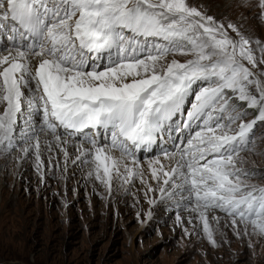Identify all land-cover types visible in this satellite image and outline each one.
I'll use <instances>...</instances> for the list:
<instances>
[{
  "label": "snow or ice",
  "instance_id": "obj_1",
  "mask_svg": "<svg viewBox=\"0 0 264 264\" xmlns=\"http://www.w3.org/2000/svg\"><path fill=\"white\" fill-rule=\"evenodd\" d=\"M246 2L264 22V0ZM0 105V145L19 136L38 167L42 134L65 164L64 137H83L73 163L109 193L139 178L145 196L159 193L150 205L175 201L212 244L210 212L264 236V184L253 182L264 169L243 154L264 124V41L188 0H0ZM165 132L178 135L148 161L153 187L138 153Z\"/></svg>",
  "mask_w": 264,
  "mask_h": 264
},
{
  "label": "rangeland",
  "instance_id": "obj_2",
  "mask_svg": "<svg viewBox=\"0 0 264 264\" xmlns=\"http://www.w3.org/2000/svg\"><path fill=\"white\" fill-rule=\"evenodd\" d=\"M188 2L225 26L234 24L244 35L264 41V22L254 19L258 9L249 10L246 0ZM187 58L176 56L182 62ZM177 135L165 132L151 150L138 153L144 179L153 187L148 161L162 149L171 150ZM19 139H13L12 148L0 145V264H264V236L251 228L245 234L243 226L237 234L222 212L209 213L216 241L212 244L195 214L175 201L150 205L148 199H158L159 193L145 196L139 178L131 184L114 179L109 193L89 176V163H73L76 146L89 147L83 137H64L67 164L50 135L40 138L39 167L34 152L23 154L27 145ZM254 144L253 152L243 154L250 167L264 169V124L255 129ZM18 161L25 162L23 168ZM253 182L264 184V173ZM214 215L220 217L219 224L211 220Z\"/></svg>",
  "mask_w": 264,
  "mask_h": 264
},
{
  "label": "bare ground",
  "instance_id": "obj_3",
  "mask_svg": "<svg viewBox=\"0 0 264 264\" xmlns=\"http://www.w3.org/2000/svg\"><path fill=\"white\" fill-rule=\"evenodd\" d=\"M0 107L3 108V105H0ZM47 136H48V135L43 134V135H41L40 138H41V139H44V138L47 137ZM24 163H25V162H23V161H20V162L18 161V166H19V167H22V166L24 165ZM22 168H23V167H22ZM22 174H23V173H22Z\"/></svg>",
  "mask_w": 264,
  "mask_h": 264
}]
</instances>
